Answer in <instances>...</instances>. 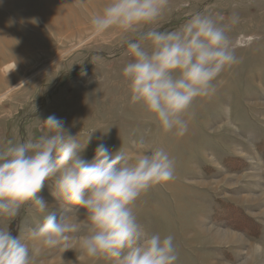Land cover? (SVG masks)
Listing matches in <instances>:
<instances>
[{
	"label": "rangeland",
	"instance_id": "rangeland-1",
	"mask_svg": "<svg viewBox=\"0 0 264 264\" xmlns=\"http://www.w3.org/2000/svg\"><path fill=\"white\" fill-rule=\"evenodd\" d=\"M108 2L0 0V151L47 135L50 115L81 144L94 130L82 153L88 161L100 143L129 162L144 148H162L174 161L173 178L132 205L144 233L171 235L175 264H264V253L255 251L264 246V0H167L155 21L135 31L93 35L90 18ZM197 13L226 28L239 62L213 81V94L192 102L183 116L187 131L177 136L131 102L123 68L133 60L128 42L151 29L179 30ZM141 43L151 51L149 41ZM10 62L14 68L5 71ZM37 195L60 216L47 182ZM234 209L259 226L256 237ZM45 214L28 202L16 217L0 216V228L29 242ZM68 244L65 251L63 244L42 249L33 264H112L75 251V240Z\"/></svg>",
	"mask_w": 264,
	"mask_h": 264
},
{
	"label": "clouds",
	"instance_id": "clouds-1",
	"mask_svg": "<svg viewBox=\"0 0 264 264\" xmlns=\"http://www.w3.org/2000/svg\"><path fill=\"white\" fill-rule=\"evenodd\" d=\"M166 4L167 0H109L101 13L91 16L92 34L99 36L110 28L135 31L155 21ZM231 22L237 23L238 17ZM141 41H149L151 51ZM127 48L133 60L123 75L131 102L142 103L165 132L174 130L177 136L187 131L183 116L192 102L213 94V81L239 62L226 28L199 13L179 30H148ZM43 124L47 135L0 151V216L16 217L28 202L46 213L42 224L29 231V242L0 228V264H33L42 249L63 244L65 251L72 240L82 254L103 256L112 264H175L173 237L146 235L132 207L151 186L173 178L174 161L167 152L144 148L129 162L125 153L112 154L100 143L88 161L82 153L94 130L81 144L55 115ZM46 182L58 201L59 217L37 195ZM66 206L77 212L68 214ZM255 251L264 253V246L255 245Z\"/></svg>",
	"mask_w": 264,
	"mask_h": 264
},
{
	"label": "trees",
	"instance_id": "trees-1",
	"mask_svg": "<svg viewBox=\"0 0 264 264\" xmlns=\"http://www.w3.org/2000/svg\"><path fill=\"white\" fill-rule=\"evenodd\" d=\"M232 214L233 215H237L243 221V224L244 225H245V222H246L247 223V226L246 225L245 226L247 228V231L253 233V235H251V236L256 237V235L258 234V231H259L258 230L259 226L255 222H253L250 218H248L243 213L239 212V210L237 211L236 209H234L232 211ZM233 226L235 228H241V226H239L235 222H233Z\"/></svg>",
	"mask_w": 264,
	"mask_h": 264
},
{
	"label": "bare ground",
	"instance_id": "bare-ground-1",
	"mask_svg": "<svg viewBox=\"0 0 264 264\" xmlns=\"http://www.w3.org/2000/svg\"><path fill=\"white\" fill-rule=\"evenodd\" d=\"M14 68V63H9V64H7L5 67H4V70L5 71H11L12 69ZM205 121V120H204ZM210 123V122H209ZM55 203V202H54ZM77 212V211H76ZM81 212H83V210H81ZM83 217V214L81 213V218ZM200 232V230L198 231V233ZM203 232V231H202ZM69 245V244H68ZM71 246V245H70ZM64 247V246H63ZM77 249H79V247H78V244L75 246V251L77 250ZM73 250V249H72ZM61 253H63V252H61ZM68 254V253H67ZM62 256V258H63V255H61ZM54 257V256H53ZM58 258V257H57Z\"/></svg>",
	"mask_w": 264,
	"mask_h": 264
}]
</instances>
